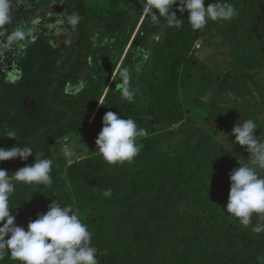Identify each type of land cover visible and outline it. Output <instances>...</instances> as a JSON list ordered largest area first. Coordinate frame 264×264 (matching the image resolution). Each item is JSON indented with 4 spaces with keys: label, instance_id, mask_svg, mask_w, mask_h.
<instances>
[{
    "label": "trees",
    "instance_id": "trees-1",
    "mask_svg": "<svg viewBox=\"0 0 264 264\" xmlns=\"http://www.w3.org/2000/svg\"><path fill=\"white\" fill-rule=\"evenodd\" d=\"M40 1L21 0L13 21L14 26L39 20L35 43L23 54L6 50L0 56V133L16 130L17 139L34 148L27 161L17 158L0 168L15 173L34 161L35 152L53 161L51 187L17 185L10 213L16 225L27 229L57 199L88 225L99 264H141V242L153 251L165 233L181 229L185 235L166 248L167 264H263L264 233L255 234V225L245 228L224 212L229 175L241 158L229 150L223 134L226 143L235 139L230 133L236 123L251 119L255 110L264 122V36L259 31L264 0H227L238 15L230 22L210 21L199 31L187 23V12L176 11L178 4L173 11L184 21L180 28H169L163 19L141 24L142 0ZM215 2L205 0V7ZM73 13L80 16L75 28L67 23ZM63 16V26L76 38L73 43L65 42L69 36L55 35ZM233 35L237 45L250 48L252 60L234 65L221 80L201 53H212L217 40L228 43ZM39 59L42 67L35 72ZM123 67L137 90L132 103L115 90ZM219 81L213 98L203 101ZM226 88L241 101L224 103L219 93ZM109 111L134 119L148 133L131 163L109 165L95 155L102 118ZM63 140L89 150L70 163L61 155ZM0 146L23 145L0 137ZM109 188L112 196L106 198L103 191ZM144 202L150 207L139 241L120 222ZM199 239L207 244L193 256L190 250ZM0 264L17 262L5 256Z\"/></svg>",
    "mask_w": 264,
    "mask_h": 264
},
{
    "label": "clouds",
    "instance_id": "clouds-1",
    "mask_svg": "<svg viewBox=\"0 0 264 264\" xmlns=\"http://www.w3.org/2000/svg\"><path fill=\"white\" fill-rule=\"evenodd\" d=\"M21 0H0V56L4 52L15 51L17 55L26 52L27 48L37 39L39 20L29 24H14L16 12ZM179 5L176 11L187 12V23L192 30L204 29L209 22H230L237 15V9L227 0H216L205 7V0H142L141 17L159 24L163 19L169 28H180L184 20L178 19L174 5ZM80 22V16L73 13L67 17V23L75 28ZM63 23V21H61ZM107 43V40H105ZM150 53L145 51L143 58L148 60ZM91 63V58H89ZM115 90L123 100L135 101L136 89L131 86V73L128 68L119 70ZM117 76H113L115 81ZM82 87V86H81ZM77 92L80 89H76ZM102 130L95 140L99 155L109 165L131 163L140 154L143 144L140 139L148 135L146 129L138 126L132 118H123L120 114L107 112L102 118ZM256 121L245 119L237 122L231 136L234 144L245 148L248 158L238 160L239 167L230 175V191L226 205V214L236 218L237 222L247 228L252 225L253 218L261 221L252 227L255 234L264 233V133L259 139L254 135L258 129ZM261 129V128H260ZM18 133L11 128H5L0 137L15 139L23 146L5 148L0 146V163L19 159L27 161L33 155L34 148L30 144L21 143ZM224 136V143L227 137ZM63 153L66 157L73 155L70 147L65 144ZM243 161V162H240ZM53 161L43 153H36L34 161L15 173H9L0 168V259L5 256L17 264H99L97 248L92 243V233L88 225L83 223L79 213L70 209L57 199H52L48 210L38 214L30 221L27 229L17 226L15 217L11 215L14 209L11 205L16 187L20 185H43L51 187ZM103 196L110 198L112 190L103 191Z\"/></svg>",
    "mask_w": 264,
    "mask_h": 264
},
{
    "label": "rangeland",
    "instance_id": "rangeland-1",
    "mask_svg": "<svg viewBox=\"0 0 264 264\" xmlns=\"http://www.w3.org/2000/svg\"><path fill=\"white\" fill-rule=\"evenodd\" d=\"M47 1H45L44 3H46ZM64 1H66V0H64ZM101 4H104V3H101ZM53 7L54 6H52L49 11H52ZM63 19H62L63 22H65L66 18L64 16H63ZM260 19H261L262 23L260 24L259 31L263 32V36H264V17L260 18ZM60 21H61V19H60ZM142 23H143V18L141 20V24ZM213 23H215V22H213ZM63 25H64V23L58 24L57 31L55 32V35L57 37L69 36L70 37L69 40H67L65 42L68 43L70 41V43H73L72 38H75V36L72 34V32H67V29ZM51 32H53V31H51ZM236 41L237 40H236L235 35H233L231 37V41H229L228 43L225 42V40H217L215 42V44H217V48H215V49L213 48L214 49V51H213L214 55L212 54L213 52L209 53L208 50L201 53L202 54L201 58L206 62H207V60L209 61V66H210L211 70L213 71L215 76L220 77L221 80L225 79L226 74L228 73V71L231 70V68L234 65H241V64L244 65L245 63H248L252 60L250 48L246 44L243 47H240L239 45L236 44ZM135 43H136V40L134 37L131 44L128 46V49L125 53V57L128 54V50L130 49L131 45H133ZM60 44L61 43H58L56 45L60 46ZM201 44H203L202 41H200L197 44V47L199 48L201 46ZM211 55H212V57L210 58ZM39 56H40V58H42L45 56V53L40 51ZM38 62L39 63H34L32 61L29 62L30 64L34 63V65H35L34 71L35 72H38L40 70V68L42 67V60L39 59ZM203 63H205V62H203ZM262 65L263 64H259L258 66H262ZM25 68H27V64L25 65ZM219 84H220V81L215 83L214 85H212V87L207 90L205 96L203 97V101H206L208 103L209 100L211 98H213V93H214L215 89L218 88ZM219 97H221L222 99L221 98L220 99L224 103H226L228 106L233 105L235 100L241 101L240 96H238L232 90H228V88L222 90V92L219 93ZM258 115L259 114H258L257 110H255V111H253V116L251 118L254 121H256L258 127L261 128V129L258 128L255 130L254 135L256 136L257 139H259L260 135L262 133H264L263 128H262L264 122H263V119H261ZM234 141H235V139H231V140H229V142L227 141V144L229 147L232 148V152L234 153V155L238 156L239 158L245 159V156H247V158H248L249 154L245 148H244V154L243 155L241 154V156H240L239 153H240V150L242 147H240V146L235 147ZM65 144H67L70 147L73 155L70 157H66L63 153V149L61 151V155L64 159H66L70 163H72V161H74V159H76V158L84 157L89 150V148H86L80 142H72L71 143L70 141L68 142L67 140H63L61 143V146L64 147ZM229 150L231 151V149H229ZM186 196L188 197L187 193H186ZM149 207H150L149 203H146V202L140 203L137 206H135L129 214H127L126 216L121 218L122 219L120 222L121 227L124 228L127 232H132L139 241H142V235H143L145 228H146L147 214H148ZM259 222H261V221H258L254 217L252 225H255ZM252 225H250V226H252ZM181 231H182V229L181 230H175L174 232L165 233L163 235L162 240H161L162 241L161 245L159 246V248H156L153 251H149L146 243L141 242V254H142L141 255L142 256L141 264H167L165 261L166 248L170 244H174L176 242V240H178L181 235H185V233L181 232ZM206 244L207 243H205L202 239H199L198 242L194 245L193 249L190 250V252L193 253V256L197 253L199 254L202 251V249L206 246ZM263 258H264V256H263ZM188 264H190V263H188Z\"/></svg>",
    "mask_w": 264,
    "mask_h": 264
}]
</instances>
